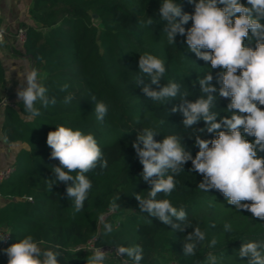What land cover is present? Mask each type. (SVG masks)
<instances>
[{
  "label": "trees",
  "instance_id": "16d2710c",
  "mask_svg": "<svg viewBox=\"0 0 264 264\" xmlns=\"http://www.w3.org/2000/svg\"><path fill=\"white\" fill-rule=\"evenodd\" d=\"M33 2L32 15L41 25L27 28L24 50L32 57L33 68L48 88L49 97H55L57 102L47 108L37 104L41 114L35 118L23 110L22 101L4 106L0 131L7 142L22 146L12 163L13 174L0 185L4 199L0 205V228L10 234L7 245L0 248V264H7L6 249L28 235L44 244L45 249L61 251L60 264H87L89 255L72 251L91 239L97 246L116 248L139 244L143 248L141 264H207L210 252L217 257V264H248L249 258L239 257V250L247 242L264 243V220L247 210H237L217 190L199 189L203 176L192 170L191 161L175 175L176 188L171 195L157 196L186 210L187 220L182 226L188 228L184 231L141 213L135 198L137 194L146 198L151 187L141 177L143 166L131 146L143 129H154L159 134L154 137L157 141L171 134L181 137L193 158L199 151L195 136L208 140L216 137V133L199 131L206 129L203 120L193 128L183 126L182 114L171 111L181 103L179 95L163 104L145 96L136 84L137 75L148 82L146 75L140 73L139 55L148 53L163 60L166 73L161 85L178 83L181 94L187 93L192 102L204 95L198 81L210 72L211 83L217 88L213 93L217 96L216 107L212 108L219 114L217 122L231 115L226 111L230 99L218 95L222 69H212L210 62L197 58L188 49L186 35L178 34L175 44L168 42L164 33L166 21L159 14L162 0ZM176 2L184 13L194 12V5L188 0ZM241 3L247 6V0ZM148 17L153 20L150 26L146 24ZM191 26V21L184 25L186 29ZM255 44L254 37L245 42L252 48ZM4 82L5 71L0 63V87ZM65 84L68 88L62 91ZM69 95L72 99L66 103ZM98 101L108 106L103 122L97 120L95 113ZM57 125L93 134L107 160L106 168L97 167L86 174L92 188L78 213L66 194L72 182L55 184L50 190L46 181L54 178L51 168L59 166L58 160L50 158L52 150L46 143L48 132L55 131ZM246 139L255 138L246 135ZM259 155L264 156V152ZM114 200L120 207L101 220L113 209ZM106 223L112 225L111 233L105 232ZM226 223L231 225L230 232L224 231ZM197 226L206 233V239L198 245L196 255L185 256L184 238ZM213 238L217 244L209 247ZM125 262L132 264L126 256H111L105 264Z\"/></svg>",
  "mask_w": 264,
  "mask_h": 264
},
{
  "label": "clouds",
  "instance_id": "9594fccd",
  "mask_svg": "<svg viewBox=\"0 0 264 264\" xmlns=\"http://www.w3.org/2000/svg\"><path fill=\"white\" fill-rule=\"evenodd\" d=\"M188 3L194 5L192 14L184 13L176 0H162L159 14L166 21L164 33L170 44H175L178 34L186 35L188 49L197 58L210 62L212 69H222L218 95L230 99L226 111L231 115L217 122L219 114L212 111L216 107L217 96L213 93L217 88L211 83L210 72L198 81L204 95L192 102L187 99V93L181 94L178 83L169 81L161 85L166 73L163 60L148 53L139 55L138 67L148 82L137 75L136 84L145 96L163 104L179 95L181 103L173 106L171 111L182 114L183 126L193 128L203 120L206 129L199 131L216 133V137L208 140L195 136L199 151L193 158L181 137L171 134L157 141L154 137L159 134L154 129H143L131 146L143 166L141 177L151 187L146 198L140 194L135 198L141 213L157 218L172 229L184 231L188 228L182 226L187 220L186 210L173 206L167 198L157 199V196L161 193L165 197L171 195L176 188L175 175L184 171V165L191 161L192 170L203 176L199 189L205 192L217 190L237 210H247L253 217L264 220V156L259 155L264 152V107H261L264 106V23H261L264 0H247V6L241 0H188ZM189 21L192 26L186 29L184 25ZM146 24L152 25L153 20L148 17ZM252 37L256 40L255 48L245 45ZM19 77L23 83L17 89V98L30 118L41 114L37 104L43 108L56 104L36 69L19 73ZM67 88L65 84L61 90ZM71 99L69 95L65 102ZM95 113L97 120L103 122L108 106L103 101L96 102ZM246 135L254 137V141L246 139ZM46 143L52 150L50 158L59 161V166L51 168L54 178L46 180L49 189L52 190L55 184L71 181L66 194L73 202L74 212H81L92 188L86 174L97 167H107L98 141L91 133L57 125L55 131L48 132ZM10 146L15 147L14 144ZM111 207L117 209L120 205L114 200ZM104 229L106 233L113 231L109 223L104 224ZM224 231L230 232L231 225L226 223ZM205 239L206 233L195 227L184 238L183 254L196 255L198 245ZM216 244L217 240L213 238L209 247ZM6 254L7 264H60L62 252L45 249L28 235L10 245ZM116 255L126 256L132 264H141L143 248L139 244L119 246ZM238 255L248 257V264H264V243H244ZM107 257L108 252L96 248L86 262L105 264ZM207 264H217V257L211 252Z\"/></svg>",
  "mask_w": 264,
  "mask_h": 264
},
{
  "label": "crops",
  "instance_id": "0c3cea01",
  "mask_svg": "<svg viewBox=\"0 0 264 264\" xmlns=\"http://www.w3.org/2000/svg\"><path fill=\"white\" fill-rule=\"evenodd\" d=\"M33 0H0V28L6 31V40L0 46V63L5 71V82L0 87V97L15 102L17 89L23 80L19 73L33 68L32 57L25 53L24 45L20 44L15 33L21 26L39 27L41 24L32 15ZM4 120V107L0 105V127ZM15 145L11 147L10 145ZM22 146L19 142L9 143L0 131V165L6 167L14 162L17 151ZM4 202L0 195V205Z\"/></svg>",
  "mask_w": 264,
  "mask_h": 264
},
{
  "label": "built area",
  "instance_id": "2783aa9c",
  "mask_svg": "<svg viewBox=\"0 0 264 264\" xmlns=\"http://www.w3.org/2000/svg\"><path fill=\"white\" fill-rule=\"evenodd\" d=\"M6 36H7L6 31L4 29L0 28V46L2 45L3 42H5ZM15 37L20 44H24L28 38L27 27H25V26L19 27L15 33ZM6 104H12V102H10L6 99H2L0 105H2L4 107ZM14 170H15V167L13 164H9L6 167H1V165H0V185L11 177ZM114 212H115L114 209L109 210L108 213H106L105 215H103L101 217V220H104L105 218H107V216H109L110 214H113ZM9 238H10L9 232L3 228H0V239H3V240H0V248L7 245ZM96 248H101L103 251L108 252V257H111V256H114L116 258L122 257V256L116 255V251H117L116 247H114V246H97L94 242V239L89 240L84 245H80V246L76 247L74 250L83 251L84 249H90L94 252ZM171 264H175V263H171Z\"/></svg>",
  "mask_w": 264,
  "mask_h": 264
},
{
  "label": "rangeland",
  "instance_id": "374dc122",
  "mask_svg": "<svg viewBox=\"0 0 264 264\" xmlns=\"http://www.w3.org/2000/svg\"><path fill=\"white\" fill-rule=\"evenodd\" d=\"M40 245H41L43 248L46 247L44 244H40ZM72 252L75 254L76 252H79V251L73 250ZM81 252H83L84 254L89 255V256H91V255L93 254V251L90 250V249H84V250L81 251Z\"/></svg>",
  "mask_w": 264,
  "mask_h": 264
}]
</instances>
